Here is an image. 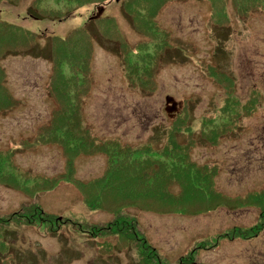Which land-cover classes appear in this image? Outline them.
<instances>
[{"label":"rangeland","instance_id":"374dc122","mask_svg":"<svg viewBox=\"0 0 264 264\" xmlns=\"http://www.w3.org/2000/svg\"><path fill=\"white\" fill-rule=\"evenodd\" d=\"M32 1L21 0L19 7L4 4L0 7V19L34 32L64 37L75 28L91 23L93 15L106 16L111 20L108 25L111 29L112 25L118 24L120 39L128 48L136 51L142 43L149 44L147 50L137 55L138 59L145 53L153 54L154 46H161V40L164 42L163 37L156 40L135 30L132 20L123 11V0L106 2L102 10L94 3L78 7L72 10L73 13H67L71 15L62 22L23 19L27 17ZM64 2L49 0L47 7L61 10ZM147 2L157 11L152 0ZM237 3L233 0H176L161 8L156 22L160 32H169L166 43L170 53L161 60L162 66L153 78L155 88L152 90L132 86L127 77L126 62L114 43L103 41L104 44H100L95 39L92 80L83 98L81 125L86 123L84 127L97 138H116L133 147L159 149L169 144V137L180 143L190 140L195 143L190 155L192 162L200 168L218 171L215 178L218 192L237 198L263 190L264 10L254 8L241 12ZM217 9L226 12L221 25L215 23ZM44 45L45 41H42L41 47ZM3 67L7 87L19 100V105L0 116V150H17L12 164L18 173L52 179L65 171L61 149L48 145L32 149H21L20 146L24 139H33L38 129L48 123L53 111L60 107L48 91L51 64L43 56H9L3 61ZM229 97L231 99H227ZM225 104L234 108L230 117L223 119L221 110ZM181 116H186V122L178 121ZM212 124H229L228 133L216 146L201 140V132L213 129ZM190 133H195L194 138ZM106 160L104 154L80 156L74 161L75 180L84 183L97 179L105 171ZM15 170L7 167L2 174L9 171L15 175ZM16 185L9 179L0 181L1 222L9 221L15 212L25 216L23 210L35 203L45 213L58 217L59 222L74 219L89 227L106 225L114 219L111 213L86 208L80 192L72 184L61 183L52 191H39V195ZM178 190L175 187L173 192L176 194ZM175 206L126 210L129 218H137L140 234L159 256L161 264L186 263L185 258L192 249L215 241L231 228L253 226L260 220L261 212L250 205L241 210L219 208L206 215L185 216L169 213V208ZM4 224L0 225V233L8 246L0 249V264L141 263L137 248L128 246V241H122L123 245L109 256H101L95 241L73 230L69 223L63 224L55 233L37 224L17 225L10 221ZM99 238L100 243L112 245L118 240ZM217 240H221L219 247L207 246L196 251L191 264H264V231L251 240L219 237ZM145 253L146 264H153V258H150L153 253Z\"/></svg>","mask_w":264,"mask_h":264},{"label":"trees","instance_id":"16d2710c","mask_svg":"<svg viewBox=\"0 0 264 264\" xmlns=\"http://www.w3.org/2000/svg\"><path fill=\"white\" fill-rule=\"evenodd\" d=\"M48 1L33 0L28 8L27 17L23 19L62 22L71 15L67 13H73L72 10L78 7L83 8L94 3L97 7L101 6L100 10H102L103 5L111 0H61L65 1V6L61 10L48 8ZM147 1L149 0H123L121 2L124 13L130 17L137 32L151 36L156 40L164 38V42L161 40L159 43L161 46H154L153 54L145 53L140 59L138 56L141 55L142 50H147L146 46L149 44L142 43L136 51L128 48L127 43L124 40L121 41L122 38L120 39L118 24L112 25L113 29H111L108 26L111 20L106 16L98 18L93 15L91 23L75 28L64 37L55 34L45 35L43 31L34 32L19 24L0 19V116L14 110L19 105V100L7 87L3 61L9 56L45 57L51 64L49 77L51 81L48 80V91L52 97L57 99L60 107L53 111L48 123L38 129L33 139H24L20 146L21 149H32L39 145L57 146L61 149L65 159V171L62 174L52 179L42 176L31 177L15 170L17 167L13 166L12 160L17 154V150H0V181L9 179L16 182L19 187L36 192L37 195L40 194L39 191H52L61 183L74 185L80 192L86 208L91 211L111 213L114 219L106 225H90L89 227H84L82 223L76 222L74 219H62L63 222H59L58 217L45 213L42 207L35 203L29 209L23 210L26 211L25 216L18 212L11 215L10 223L29 226L37 224L39 227H47L50 233L58 232L63 224L69 223L73 230L86 234L95 241L101 256H107V254L109 256L112 252L114 253L115 248L123 245L122 241H128V246L132 245L131 247L137 248L140 264H146L145 252L147 251L153 253L150 254V258H153L154 261L153 264L161 263L159 256L150 249L151 246L148 245L146 238L140 234L137 228V218H129L126 211L129 208L143 210L145 207L144 210H150L152 206L163 208L164 205L175 204L173 209L169 208V213H180L185 216L206 215L219 208L241 210L250 205L260 209V220L253 226L231 228L217 236L215 241L211 240L210 243H204L192 249L189 256L185 258L186 263L191 264L196 251L207 246L218 247L221 242V240H217L218 237L227 240H251L257 237L258 232L264 231V189L259 192H251L247 197L224 196L216 190L215 178L218 171L200 168L192 162L190 155L195 143H191L190 140L180 143L169 137L167 141L169 144L159 149H154L151 146L133 147L116 138H97L88 127H84L86 123L81 125L84 120L82 116L83 98L87 94L92 80L91 62L95 39L100 44L108 42L113 45L114 43L117 52L122 54L126 62L127 77L132 86H139L145 90L155 88L153 78L162 66L161 60L164 61L170 53L166 43L169 32L159 31L156 18L165 4L176 0H152L157 11L153 10L152 5H149ZM233 1L234 3L240 2L237 3V9L241 12L254 8L264 10V0ZM20 2L21 0H0V7L4 4L19 7ZM220 11L222 9H217L214 12L217 25L223 24L226 18V12ZM64 14L66 15L62 16ZM105 20L107 23L104 22ZM112 21L114 20L112 19ZM42 41H45L43 47H41ZM157 56L159 62L156 60ZM227 99H231V97ZM233 108L228 104L223 105L221 117L223 119L230 117ZM178 121L186 122V116H181ZM228 125L212 124L213 129H204L201 132V140L211 145H218L220 139L228 133ZM190 134L194 138L195 133ZM91 154L106 155L105 171L91 182L82 183L75 180L74 161L82 155ZM7 167L13 168L15 175L20 179L9 171L2 174ZM175 187L179 188L177 195L173 192ZM1 220V226L4 222L9 224L8 219L3 222ZM99 237H112L118 240L112 245L106 242L100 243ZM4 246L7 247L8 244L1 232L0 249ZM184 262L182 261V264H186Z\"/></svg>","mask_w":264,"mask_h":264}]
</instances>
